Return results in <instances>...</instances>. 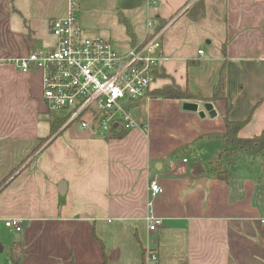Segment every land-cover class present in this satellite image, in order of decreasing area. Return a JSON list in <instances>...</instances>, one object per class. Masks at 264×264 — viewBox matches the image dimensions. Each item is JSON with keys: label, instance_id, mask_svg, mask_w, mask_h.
Listing matches in <instances>:
<instances>
[{"label": "crops", "instance_id": "crops-1", "mask_svg": "<svg viewBox=\"0 0 264 264\" xmlns=\"http://www.w3.org/2000/svg\"><path fill=\"white\" fill-rule=\"evenodd\" d=\"M190 3L148 4L139 29L126 17L124 54L148 38L151 17L166 29ZM68 10L69 0H0V264H264V179L230 174L227 160L222 177L213 169L227 147L220 136L225 100L152 94L132 104L136 126L120 137L96 135L69 122L66 110L48 108L43 71L22 70L14 60L50 49L51 22ZM226 12L217 43L209 40L210 47L187 58L185 85L211 97L226 63L229 117L250 116L239 134L251 137L264 130V0H226ZM80 21L87 33L124 44L81 13ZM167 31L161 41L172 57L161 68L164 80L173 77L168 60H186ZM239 153L242 165L263 170L259 159ZM195 164L206 171L196 174ZM152 180L164 188L153 199L154 215L163 219L154 231L146 218ZM12 218L21 219L20 231L6 226Z\"/></svg>", "mask_w": 264, "mask_h": 264}, {"label": "built area", "instance_id": "built-area-1", "mask_svg": "<svg viewBox=\"0 0 264 264\" xmlns=\"http://www.w3.org/2000/svg\"><path fill=\"white\" fill-rule=\"evenodd\" d=\"M158 3L148 2L149 6ZM78 5V0H69L68 14L52 20L55 41L50 49L32 52L14 63L25 71L32 66L43 71L44 101L50 110H66L69 122L80 121L99 136H108L113 129L131 130L136 126L132 104L152 96L153 84L167 59L161 41L165 28L158 27L151 17L148 38L120 54L109 39L88 35ZM203 53L200 49L199 54ZM149 190L152 198L146 218L154 231L163 219L154 215L153 199L164 188L158 180H152ZM21 222L12 218L5 224L20 231Z\"/></svg>", "mask_w": 264, "mask_h": 264}, {"label": "rangeland", "instance_id": "rangeland-1", "mask_svg": "<svg viewBox=\"0 0 264 264\" xmlns=\"http://www.w3.org/2000/svg\"><path fill=\"white\" fill-rule=\"evenodd\" d=\"M78 3L79 14L81 13L85 20L93 24L98 30L112 32L119 38L120 43H124L123 45L113 44L120 54H124L128 49L130 32L127 24L120 20V12L131 20L130 23L132 25L134 23V28L137 27L139 29L142 26V20L146 16L148 0H78ZM151 11L154 13L155 8H152ZM171 14L167 15V17ZM190 18L193 19L190 20ZM226 18V0H191L190 5L183 12L171 19L170 22L173 23L175 21V24L171 26V23L169 25L171 27L168 26L164 30H168L165 36L168 37L169 41H174L175 54L178 53L177 56L184 57L186 60H168L166 62V71L168 74H173V77L168 80L158 78L153 85L162 86L166 81L171 82L172 80L185 85L187 58L196 57L199 47H204L205 49L210 47L212 44H208L209 40H213L214 44L217 43V40L224 33ZM195 33L198 34V37H193ZM88 35L94 36L92 33H88ZM54 41L55 38L51 37L50 43H54ZM210 50L213 49L211 48ZM166 54L169 59L172 57L168 52ZM52 112L58 111L52 110ZM238 155L226 162V169L230 174L240 176L242 173H249V175L253 173V175H258L264 179V170L256 169L255 165L254 171V169H249L246 165H242ZM10 264H14L12 260H10Z\"/></svg>", "mask_w": 264, "mask_h": 264}, {"label": "trees", "instance_id": "trees-1", "mask_svg": "<svg viewBox=\"0 0 264 264\" xmlns=\"http://www.w3.org/2000/svg\"><path fill=\"white\" fill-rule=\"evenodd\" d=\"M120 20L125 22L127 24V27L129 31L131 32L130 25L128 23V20L123 14L120 12ZM167 23H163L160 25V28H163ZM224 54L226 55V46L224 44ZM159 77L165 76L164 73L158 74ZM153 95H157L164 98H174V99H197V100H210L213 102H217L218 100H225L227 102V109L226 114L224 116L225 122H226V129L224 132L220 134V136L225 140L227 147L220 153L218 160L215 162L213 169L217 173V176L222 177L224 174H226L225 170H223V162L225 160L229 161L231 158H233L237 153L244 152L255 159L259 157L258 159L261 162V166L264 170V130L260 132L259 134H256L251 137H242L240 136V130L245 125V123L248 121L249 117L244 120H233L230 119L229 113L232 110V103H229L228 101V95H227V75H226V63L223 64L221 71H220V78L217 84L214 86L213 94L211 97H206L202 93H196L191 90V88L186 84L185 86H182L175 80H172L171 82H168L164 84L161 87L155 88L151 92ZM66 120H62L64 122ZM52 128L53 132L57 131L58 126L56 125V119L54 118L52 120ZM126 130H112V136L120 137L124 135ZM47 138H42L40 143L37 145L35 151L39 150L42 145L46 142ZM221 167V170L219 168ZM194 171L196 174H202L206 170L205 168L200 164L194 165ZM103 244V242H102ZM104 246V244H103Z\"/></svg>", "mask_w": 264, "mask_h": 264}, {"label": "water", "instance_id": "water-1", "mask_svg": "<svg viewBox=\"0 0 264 264\" xmlns=\"http://www.w3.org/2000/svg\"><path fill=\"white\" fill-rule=\"evenodd\" d=\"M196 107V105H195ZM205 108L206 110L208 111V113L211 115V116H215L217 114V111L216 109L214 108V104L212 102H206L205 103ZM117 124H115L116 126ZM108 136H112V133H109ZM198 183H202V182H198ZM64 185V184H63ZM62 191V189H61Z\"/></svg>", "mask_w": 264, "mask_h": 264}]
</instances>
